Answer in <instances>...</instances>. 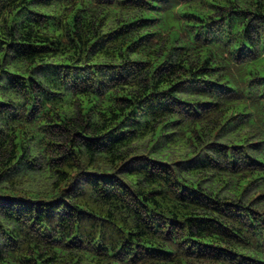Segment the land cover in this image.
I'll return each mask as SVG.
<instances>
[{
  "label": "trees",
  "instance_id": "obj_1",
  "mask_svg": "<svg viewBox=\"0 0 264 264\" xmlns=\"http://www.w3.org/2000/svg\"><path fill=\"white\" fill-rule=\"evenodd\" d=\"M0 264H264V0H0Z\"/></svg>",
  "mask_w": 264,
  "mask_h": 264
}]
</instances>
